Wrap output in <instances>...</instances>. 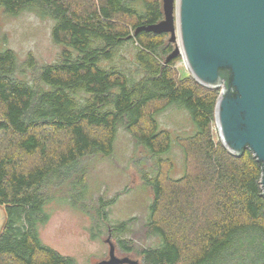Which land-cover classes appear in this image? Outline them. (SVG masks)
<instances>
[{"label":"trees","instance_id":"16d2710c","mask_svg":"<svg viewBox=\"0 0 264 264\" xmlns=\"http://www.w3.org/2000/svg\"><path fill=\"white\" fill-rule=\"evenodd\" d=\"M0 7L52 19L51 39L61 46L32 79L11 48L0 49V264H73L40 239L45 204L66 186L84 188L86 167L78 164L110 155L120 125L151 155L166 152L171 135L154 115L171 104L185 107L195 125L175 138L184 173L172 178L163 168L172 162L156 159L144 226L155 241L137 247L132 219L110 223L119 249L141 264H264L261 164L249 149L232 155L214 139L218 89L179 74V56L165 61L173 49L167 33H135L162 19L161 0H0Z\"/></svg>","mask_w":264,"mask_h":264},{"label":"rangeland","instance_id":"374dc122","mask_svg":"<svg viewBox=\"0 0 264 264\" xmlns=\"http://www.w3.org/2000/svg\"><path fill=\"white\" fill-rule=\"evenodd\" d=\"M52 22V19L39 17L29 10L9 14L0 7V49L8 47L15 52L17 60L21 62L20 72L25 74L26 79H32L39 66L54 62L59 56L61 46L55 44L50 35ZM171 43L174 48L175 43ZM29 54L35 65L30 63ZM178 56L175 69L179 74H189L182 57ZM154 117L159 128L169 131L171 135L169 149L151 155L120 125L110 155H93L77 165L86 167L84 188L77 183L74 187L66 186L63 194L45 204L44 211L48 217L39 226V236L44 244L71 257L73 264H96L107 258L108 244L105 239L110 236L117 256H129L141 264L137 253H124L119 249L117 237L108 225L132 219L130 236L137 247L155 241L145 237L144 226L149 220L152 204L147 178L153 176L157 158L172 162L169 167L163 163V168L169 171L172 178L181 177L184 173V155L175 138L190 136L195 132L190 112L183 106L171 104ZM212 130L214 139L219 138L215 122ZM113 197L112 204L101 207L103 201Z\"/></svg>","mask_w":264,"mask_h":264},{"label":"water","instance_id":"95a60500","mask_svg":"<svg viewBox=\"0 0 264 264\" xmlns=\"http://www.w3.org/2000/svg\"><path fill=\"white\" fill-rule=\"evenodd\" d=\"M163 17L144 30L169 34L189 74L218 89L214 122L219 140L232 155L249 149L262 166L264 193V0H161ZM6 213L0 206V233ZM108 256L96 264H137L119 257L110 236Z\"/></svg>","mask_w":264,"mask_h":264},{"label":"flooded vegetation","instance_id":"af4514ba","mask_svg":"<svg viewBox=\"0 0 264 264\" xmlns=\"http://www.w3.org/2000/svg\"><path fill=\"white\" fill-rule=\"evenodd\" d=\"M109 230H110V228H109Z\"/></svg>","mask_w":264,"mask_h":264}]
</instances>
